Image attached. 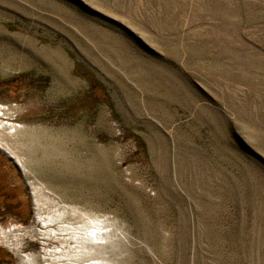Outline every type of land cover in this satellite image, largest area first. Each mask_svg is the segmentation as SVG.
Segmentation results:
<instances>
[{
  "label": "rangeland",
  "instance_id": "obj_1",
  "mask_svg": "<svg viewBox=\"0 0 264 264\" xmlns=\"http://www.w3.org/2000/svg\"><path fill=\"white\" fill-rule=\"evenodd\" d=\"M0 179L2 264L58 207L98 264H264V0H0Z\"/></svg>",
  "mask_w": 264,
  "mask_h": 264
},
{
  "label": "bare ground",
  "instance_id": "obj_2",
  "mask_svg": "<svg viewBox=\"0 0 264 264\" xmlns=\"http://www.w3.org/2000/svg\"><path fill=\"white\" fill-rule=\"evenodd\" d=\"M68 214L63 207L55 208L44 216L37 213L39 228L35 234L42 249L39 253L24 255L26 261L35 264L40 258L45 264H98L90 258L93 252L103 247L108 236L106 226L91 219L81 223L70 222Z\"/></svg>",
  "mask_w": 264,
  "mask_h": 264
},
{
  "label": "crops",
  "instance_id": "obj_3",
  "mask_svg": "<svg viewBox=\"0 0 264 264\" xmlns=\"http://www.w3.org/2000/svg\"><path fill=\"white\" fill-rule=\"evenodd\" d=\"M14 184H16L18 186L19 183H17V181L15 182V180H13ZM18 189V187L14 188V190ZM19 189H18V193H19ZM13 192H10L5 185L1 182L0 179V205L1 206H8L7 209L8 210H12V214H14V216L17 217H24V215H22L20 208H21V202L19 200H17L16 195L14 196V194H12ZM20 194V193H19ZM9 213V212H8ZM27 217V216H25Z\"/></svg>",
  "mask_w": 264,
  "mask_h": 264
},
{
  "label": "trees",
  "instance_id": "obj_4",
  "mask_svg": "<svg viewBox=\"0 0 264 264\" xmlns=\"http://www.w3.org/2000/svg\"><path fill=\"white\" fill-rule=\"evenodd\" d=\"M87 78H88V80L90 82V86L92 88V91H93V89H96V90L99 89L100 90V87L98 86V84L90 76H87ZM7 85H8V87H10V86L13 87L15 92L20 91L22 89L21 78L20 77H16L13 80H11L10 82H8ZM100 98H102L101 94H98V93L92 94V93H90L89 95L85 96V103L88 104V103L93 102L95 100H98ZM7 207L8 206H4L3 207V206L0 205L1 211H3L4 213H7V214H10V215L14 216V214H12V210H8ZM17 218H19V217H17ZM28 218L29 217H27L26 219H28ZM2 261H3V258H0V264H2Z\"/></svg>",
  "mask_w": 264,
  "mask_h": 264
}]
</instances>
